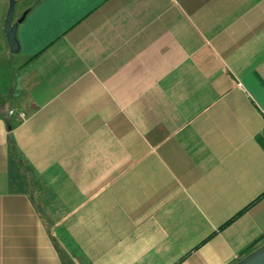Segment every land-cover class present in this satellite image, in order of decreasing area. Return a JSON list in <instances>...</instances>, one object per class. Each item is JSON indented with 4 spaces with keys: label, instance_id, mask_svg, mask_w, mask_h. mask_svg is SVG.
Here are the masks:
<instances>
[{
    "label": "crops",
    "instance_id": "crops-1",
    "mask_svg": "<svg viewBox=\"0 0 264 264\" xmlns=\"http://www.w3.org/2000/svg\"><path fill=\"white\" fill-rule=\"evenodd\" d=\"M13 1L0 264H238L264 245V0Z\"/></svg>",
    "mask_w": 264,
    "mask_h": 264
},
{
    "label": "water",
    "instance_id": "water-1",
    "mask_svg": "<svg viewBox=\"0 0 264 264\" xmlns=\"http://www.w3.org/2000/svg\"><path fill=\"white\" fill-rule=\"evenodd\" d=\"M14 1L9 0V6L4 20L3 32L7 39V44L12 53H18L19 45L16 38L17 24L21 21L13 22ZM238 264H264V245L257 249L255 252L246 257L242 262Z\"/></svg>",
    "mask_w": 264,
    "mask_h": 264
},
{
    "label": "built area",
    "instance_id": "built-area-1",
    "mask_svg": "<svg viewBox=\"0 0 264 264\" xmlns=\"http://www.w3.org/2000/svg\"><path fill=\"white\" fill-rule=\"evenodd\" d=\"M10 113H12V112H10ZM260 114H261V116H262V118H263V120H264V108L261 109ZM20 116H21V117H24V116L21 115V114H20ZM262 135H263V137H264V126H263V129H262Z\"/></svg>",
    "mask_w": 264,
    "mask_h": 264
},
{
    "label": "rangeland",
    "instance_id": "rangeland-1",
    "mask_svg": "<svg viewBox=\"0 0 264 264\" xmlns=\"http://www.w3.org/2000/svg\"><path fill=\"white\" fill-rule=\"evenodd\" d=\"M0 67H2L4 69V63L2 65H0ZM2 75H3V73H2Z\"/></svg>",
    "mask_w": 264,
    "mask_h": 264
}]
</instances>
